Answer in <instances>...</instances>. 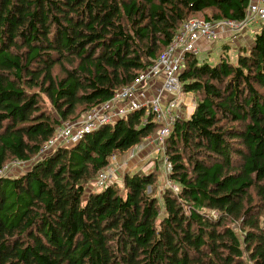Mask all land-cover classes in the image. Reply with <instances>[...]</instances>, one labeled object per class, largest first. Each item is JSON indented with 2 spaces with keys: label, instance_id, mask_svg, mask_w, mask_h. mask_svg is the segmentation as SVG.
<instances>
[{
  "label": "trees",
  "instance_id": "obj_1",
  "mask_svg": "<svg viewBox=\"0 0 264 264\" xmlns=\"http://www.w3.org/2000/svg\"><path fill=\"white\" fill-rule=\"evenodd\" d=\"M250 0H0V264H264V23L216 63L188 55L195 97L167 138L170 179L126 173L90 189L112 155L158 134L147 109L37 159L63 122L133 83L192 17L244 18ZM230 56V57H229Z\"/></svg>",
  "mask_w": 264,
  "mask_h": 264
},
{
  "label": "built area",
  "instance_id": "obj_2",
  "mask_svg": "<svg viewBox=\"0 0 264 264\" xmlns=\"http://www.w3.org/2000/svg\"><path fill=\"white\" fill-rule=\"evenodd\" d=\"M264 23V0H250L243 19L208 20L192 17L185 21L174 36L171 43L162 51L154 62L141 70L133 83L115 92L113 97L95 105L81 118L75 121H65L56 128L51 138L42 146L37 159L52 152L58 147H66L80 141L86 134L100 127L113 124L130 112L147 109L156 121L161 123L158 134L154 137L155 151L161 153L165 169L171 173L172 165L168 161L165 149L169 137L178 117H183L184 106L190 107L185 99L181 82V74L185 68L188 55L203 58V47L200 41L213 43L228 33L240 34L249 28L250 24L260 27ZM258 28L255 30V32ZM223 34V35H222ZM162 79V85L150 94L152 84ZM190 94V92L186 93ZM192 106V105H191ZM139 153V148L126 152L129 161ZM127 162V165L129 163ZM31 160H14L0 168V178L14 172H24ZM119 155H112L107 167L99 171L95 178L96 186L104 188L118 180L117 171L122 168ZM168 186L178 191L179 187L171 179Z\"/></svg>",
  "mask_w": 264,
  "mask_h": 264
},
{
  "label": "rangeland",
  "instance_id": "obj_3",
  "mask_svg": "<svg viewBox=\"0 0 264 264\" xmlns=\"http://www.w3.org/2000/svg\"><path fill=\"white\" fill-rule=\"evenodd\" d=\"M254 29H255V25L250 24L249 25V29H248V34L252 38H254V34H255ZM244 33H245V31L240 33V34L243 35ZM227 35L231 37L230 41L232 43V46H229V45L226 44L227 40L229 38L228 39H224V38L218 39L217 44L212 49L211 55L209 57V61L211 63H216L218 61V59H219L218 53L221 51L223 45H227V47L229 49H230V47H235L236 46L235 44L237 43V39H235V36H238L239 34L232 35V34L228 33ZM247 40H249V39H247ZM243 45H245V44H243ZM251 45H245V47H250ZM223 47H226V46H223ZM236 51H238V49H236ZM236 51L235 50H233V51L231 50L230 53L231 54H235ZM230 53H228V54L230 55ZM232 56H234V55H232ZM184 97H185V99L187 97H189V99H187L189 104H191V103H192L191 105L196 104L195 97H193L192 94L188 95V94L185 93ZM191 105H190V107L185 106L183 108V117H186V116H188L190 114ZM155 136L156 135H152V136L148 137L146 139V141H144L142 144L137 145L136 147L132 148V149L139 148V153L133 160H131V161L128 160L127 156L125 155L126 152L122 153L121 155H119L120 156V163L123 164V167L119 168L118 171H117L118 185L122 184V180H123V178H124L126 173H134V172L149 173L151 171H154L155 169L157 171V169H158L160 174H159V182H158V185H157L156 194L160 197L161 194H162V191L166 187H170V186H168V180L170 179V176H169L170 173L164 167L162 154L161 153H157L155 151V147H156V142L154 140ZM128 161H129V163L127 165ZM14 171L15 170H13L12 172H14ZM89 186H90V189H92V190H96V191L97 190H101L100 187L96 186L95 181L90 183Z\"/></svg>",
  "mask_w": 264,
  "mask_h": 264
},
{
  "label": "crops",
  "instance_id": "obj_4",
  "mask_svg": "<svg viewBox=\"0 0 264 264\" xmlns=\"http://www.w3.org/2000/svg\"><path fill=\"white\" fill-rule=\"evenodd\" d=\"M257 28H259L258 27V25H255V29H254V32H255V30L257 29ZM249 29V28H248ZM248 29L245 31V33L242 35V34H239L238 36H235V39H237V43L235 44L236 46L235 47H230V49L228 50L229 52L228 53H230V51L232 50H235L236 51V49H238L240 46H245V45H251L252 43H253V40H254V38H252V37H250V35L248 34ZM223 35V34H222ZM221 38H224V39H228L227 40V45H229V46H232V43H231V41H230V39H231V37L230 36H228V35H223ZM247 39H249V40H247ZM217 41L218 40H216L215 42H213V43H206L205 41H200V45L203 47V58L205 59V61H209V57H210V55H211V51H212V49L216 46V44H217ZM243 44H245V45H243ZM220 53V52H219ZM219 53H218V55H219ZM230 55H231V58H233L235 55H236V53L235 54H231L230 53ZM232 55H234V56H232ZM162 79L161 78H158L153 84H152V86H151V91H150V94H152L154 91H155V89L156 88H159L161 85H162ZM185 107V106H184ZM183 107V108H184ZM183 108H182V110H183ZM194 108H195V104H193L192 106H191V108H190V114L189 115H191V113L194 111ZM146 141V140H145Z\"/></svg>",
  "mask_w": 264,
  "mask_h": 264
},
{
  "label": "bare ground",
  "instance_id": "obj_5",
  "mask_svg": "<svg viewBox=\"0 0 264 264\" xmlns=\"http://www.w3.org/2000/svg\"><path fill=\"white\" fill-rule=\"evenodd\" d=\"M191 94V93H190Z\"/></svg>",
  "mask_w": 264,
  "mask_h": 264
}]
</instances>
